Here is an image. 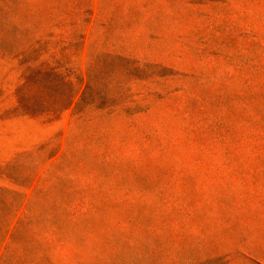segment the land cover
I'll use <instances>...</instances> for the list:
<instances>
[{
	"label": "rangeland",
	"instance_id": "rangeland-1",
	"mask_svg": "<svg viewBox=\"0 0 264 264\" xmlns=\"http://www.w3.org/2000/svg\"><path fill=\"white\" fill-rule=\"evenodd\" d=\"M0 264H264V0H0Z\"/></svg>",
	"mask_w": 264,
	"mask_h": 264
}]
</instances>
